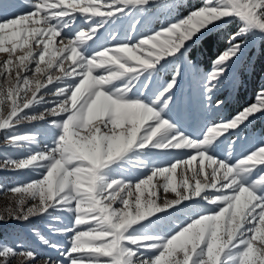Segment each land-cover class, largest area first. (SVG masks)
<instances>
[{
    "label": "snow or ice",
    "instance_id": "snow-or-ice-1",
    "mask_svg": "<svg viewBox=\"0 0 264 264\" xmlns=\"http://www.w3.org/2000/svg\"><path fill=\"white\" fill-rule=\"evenodd\" d=\"M23 6L10 14L0 2V130L6 150L24 151L5 153L0 170L38 178L8 189L16 199L0 221L47 217L49 231L68 240L37 233L57 254L43 260L0 244V264H264V138L245 137L237 151L240 133L264 117V84L228 115L218 95L236 86L233 69L249 47L264 42V0ZM153 10L164 22L139 31ZM128 18L121 36L116 26ZM225 26L226 47L201 71L190 48ZM185 79L198 92L196 131L174 114ZM24 121L46 125L47 137L20 133ZM159 156L172 158L160 167ZM161 188L174 197L161 200ZM64 213L71 226H61Z\"/></svg>",
    "mask_w": 264,
    "mask_h": 264
},
{
    "label": "rangeland",
    "instance_id": "rangeland-1",
    "mask_svg": "<svg viewBox=\"0 0 264 264\" xmlns=\"http://www.w3.org/2000/svg\"><path fill=\"white\" fill-rule=\"evenodd\" d=\"M24 1H27V0H24ZM0 2H2L5 5V11L10 14L20 12L22 11V9L26 8L23 6L24 4L17 3L14 0H0ZM28 10L29 9L27 8L23 10V12L24 11L26 12ZM133 19L134 18H128V19L123 20L119 24H117L116 27L119 30L121 36H123L126 31L131 32V28L129 27V25L133 22ZM164 19L165 18L163 16L159 15L158 13L155 12V10H153V14L148 16L146 19L142 21L139 31L146 32L149 29L159 28L160 24L164 22ZM257 41L255 42V44L257 43ZM255 44L251 45L250 47L255 46ZM248 50L246 51L245 56ZM3 58H4V54H0V59H3ZM188 59L191 61H194L193 58L188 57ZM242 59L233 69V74L236 77V82L238 81L237 80V68L239 67V64L242 62ZM197 65L199 66L201 71L206 70L200 67L199 64ZM166 75L167 74H162L160 79L161 80L165 79ZM263 75H264V72H263ZM234 89H235V86H233L232 84H226L224 87L220 89L218 95H220L221 98L226 102L227 100L233 97ZM255 92L253 96L255 95ZM46 98L50 99V95L46 96ZM38 110L42 111L43 108L38 106ZM174 114L178 116L184 128L188 131H196L199 124L203 122V116L199 110L197 88H196L195 83H190L189 79H185L184 81H182L181 90L178 91L177 93V105L174 106ZM219 114L228 115L229 113H225V108H223L220 110ZM260 119L264 120V117H260ZM18 130L22 134L23 133H40L42 141L47 137L46 125L39 123V122L24 121L21 123ZM240 136H241V145L237 146V151H239L241 147L248 146L247 142L244 141L245 137L264 138V128L263 129L257 128L252 132H248L247 134L240 133ZM5 153L15 158H19L20 156L24 154V151L23 150L16 151L12 149L6 150L4 148L3 131L0 130V160L3 159V156ZM171 158H172L171 156H167V157L159 156L155 159H156L157 164L160 167H164L166 166V161L170 160ZM178 172H179V169H178ZM133 175H136V174L133 173ZM32 178H38V177L26 171L14 172V171L0 170V214L5 213V210L9 207V205L15 203L16 194L10 193L8 189L18 184L27 182ZM183 178H184L183 175H177L176 183L179 184ZM156 179H159L161 181L163 180L162 177H157L154 179V183ZM145 195H147V191L145 192ZM174 195L175 194L171 193L170 191L167 194H165L162 188L159 190V196L161 200H163L165 197L168 199H171L174 197ZM25 203L30 206L32 201L26 200ZM174 216L177 218V222L180 219H183V216L180 213H176L174 214ZM70 220H71V217L67 213L62 214V218L60 221L61 226H71ZM15 222L17 223V225H19L18 232L15 234L1 236L0 244H7L9 246H14V247L21 246L26 249H33L36 252L41 253V256L39 258L40 260H43L48 255L56 257L57 254L53 252L51 249H48L42 245L37 233L44 235L46 238L50 240L57 241L61 243L62 245L67 244V240H68L67 236H59L49 231L48 224L50 222L51 223H55V222L51 221L47 217L45 218L34 217V218H31L29 222L17 221L15 219H9L6 217L3 221H0V225L3 223H15ZM12 264H20V258L14 259L12 261Z\"/></svg>",
    "mask_w": 264,
    "mask_h": 264
},
{
    "label": "trees",
    "instance_id": "trees-1",
    "mask_svg": "<svg viewBox=\"0 0 264 264\" xmlns=\"http://www.w3.org/2000/svg\"><path fill=\"white\" fill-rule=\"evenodd\" d=\"M187 2V0H186ZM232 26H225L218 38H205L197 42L189 50V58H193L195 63L200 67L209 68L211 59L222 51L226 44L223 42L222 37L224 32L230 31ZM264 42L257 41L255 46L249 48L246 56L237 68V82L233 91V97L225 102L226 113H233L239 107L250 103L254 99V92L258 87L264 84ZM264 128V120L257 118L253 121L252 125L244 131L245 133L252 132L255 129ZM17 223H3L0 225V238L4 235L15 234L18 232Z\"/></svg>",
    "mask_w": 264,
    "mask_h": 264
}]
</instances>
